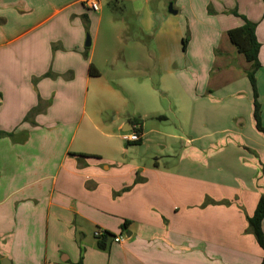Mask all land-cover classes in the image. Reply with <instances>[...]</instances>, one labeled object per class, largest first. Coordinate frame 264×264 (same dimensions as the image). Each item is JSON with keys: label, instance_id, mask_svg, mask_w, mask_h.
I'll list each match as a JSON object with an SVG mask.
<instances>
[{"label": "crops", "instance_id": "0c3cea01", "mask_svg": "<svg viewBox=\"0 0 264 264\" xmlns=\"http://www.w3.org/2000/svg\"><path fill=\"white\" fill-rule=\"evenodd\" d=\"M85 1L0 0V264H262L249 217L264 193V133L251 63L228 32L244 24L234 10L257 24L264 121V0H128L152 46L136 40L139 57L126 59L118 33L107 74L95 55L103 6ZM91 95L108 97L103 110ZM134 116L140 144L171 145L164 160H129ZM99 229L125 240L100 248Z\"/></svg>", "mask_w": 264, "mask_h": 264}, {"label": "rangeland", "instance_id": "374dc122", "mask_svg": "<svg viewBox=\"0 0 264 264\" xmlns=\"http://www.w3.org/2000/svg\"><path fill=\"white\" fill-rule=\"evenodd\" d=\"M99 3L103 6L102 10V23L100 25L99 29V42L98 46L96 49V57L97 60H99V64L103 66L104 72L107 74L109 67L107 66V63H104L105 60L110 56L111 50L114 47L115 41H116V36L119 34H122L124 39H126V46L123 47V52L122 55L125 56L126 59H128V56L134 58V57H139L138 55V50L137 47L133 46L134 41L138 40H145L147 42L151 43L152 46V37L148 36H143L141 33V29L138 26L137 22V11L140 9V3H130L128 0H100ZM167 9L170 10L171 4H167ZM173 18H175L176 15H171ZM176 20V19H175ZM190 30L187 29L185 33L184 39L187 41L188 40V34ZM87 35L90 36L92 40V34L91 33H86V38ZM174 34L172 32L168 33L166 36V41L168 43L172 42L174 40ZM181 39H179V43L177 45V48H181V53L176 51V57H184L186 49V43H184ZM170 53H173L175 51L174 48H168ZM103 64V65H102ZM105 64V65H104ZM252 65L250 64V68ZM153 68V65L150 66L149 70V75H151V69ZM143 71L142 73L144 74ZM135 75H131L133 77ZM144 78V77H143ZM106 101H108V97L104 96L103 98L99 99L96 97V95H91L89 102H94L97 104L96 110H103L104 106L106 105ZM261 104V112H263V101H259ZM129 108L130 106H133V104L129 103ZM164 107L166 109H169L172 107V105L169 103L168 100L165 101ZM104 116L107 119H114L116 116V113L107 109H104ZM255 112V109H254ZM253 112V114H254ZM260 112V119H261V124L264 127V121L262 120V114ZM123 117V115H121ZM255 119V118H254ZM154 121V120H150ZM116 122L114 121L115 124ZM119 123V122H117ZM165 126H174L176 122L171 123V122H166ZM117 126V124H115ZM255 126L257 127V123L255 121ZM258 131L262 132L261 130L258 129ZM264 133V132H262ZM124 146L128 145L127 150V155L129 160L131 158H134L135 160L143 163H148L150 161L156 162L157 160H161L164 158L161 157V155L166 154L168 149H170L171 145H168L167 151L162 148V145L159 144V141L154 138L153 134H150V141L146 144H137V143H130L127 141L123 142Z\"/></svg>", "mask_w": 264, "mask_h": 264}, {"label": "trees", "instance_id": "16d2710c", "mask_svg": "<svg viewBox=\"0 0 264 264\" xmlns=\"http://www.w3.org/2000/svg\"><path fill=\"white\" fill-rule=\"evenodd\" d=\"M236 16L241 17L244 20V24L237 28H232L228 32V37L230 41L235 45L238 53L242 54L245 59L251 63L252 67L246 72L250 83L253 87V97H254V106H255V112H254V118L257 123V127L259 130L264 132V127L261 124L260 119V112H261V104L258 100V87H257V79L256 74L259 72L261 68V62L259 58V53H261L262 44L258 40V37L256 35L257 33V24L254 21L249 20L245 16L239 15L236 10L233 11ZM187 41L184 39V43ZM89 72L91 75L99 76L100 72L95 64H91V68H89ZM159 119H162V117H159ZM130 122L133 125V130L135 132H139L142 134V128H143V120L139 117H132L130 118ZM137 144H140L138 142ZM263 221H264V193L261 195L257 208L254 211V214L252 217H249V224L251 231L253 235L255 236L257 242L259 245L263 248L264 251V227H263ZM130 221L126 220L123 224L122 228L125 229L129 225ZM110 237H115L113 233L105 232V235L99 238L98 240V246L100 248H104L106 245V240H108ZM77 264H83L82 258ZM262 264H264V257Z\"/></svg>", "mask_w": 264, "mask_h": 264}, {"label": "built area", "instance_id": "2783aa9c", "mask_svg": "<svg viewBox=\"0 0 264 264\" xmlns=\"http://www.w3.org/2000/svg\"><path fill=\"white\" fill-rule=\"evenodd\" d=\"M87 5L92 8L94 11H99L100 10V4L99 0H86L85 1ZM123 139L127 142H139L141 140V134L139 132H135V130L131 129L130 131H124L122 133ZM95 237L97 239L101 238L102 236L105 235V232L103 230H97L94 233ZM113 240L116 243H121L124 242L125 236L124 235H117L113 238Z\"/></svg>", "mask_w": 264, "mask_h": 264}, {"label": "water", "instance_id": "95a60500", "mask_svg": "<svg viewBox=\"0 0 264 264\" xmlns=\"http://www.w3.org/2000/svg\"><path fill=\"white\" fill-rule=\"evenodd\" d=\"M172 7H173V6L171 5V6H170V12H172V13L177 12V11L174 10ZM90 45H91V38H90L89 35H87L86 46H90ZM128 125H129V128H126V129H124L123 131H130V130L133 128L131 122H129ZM3 264H11V261H10L8 258H6V259H4Z\"/></svg>", "mask_w": 264, "mask_h": 264}]
</instances>
